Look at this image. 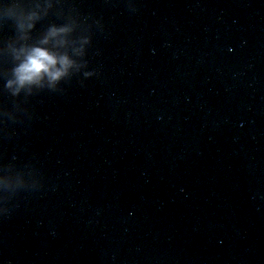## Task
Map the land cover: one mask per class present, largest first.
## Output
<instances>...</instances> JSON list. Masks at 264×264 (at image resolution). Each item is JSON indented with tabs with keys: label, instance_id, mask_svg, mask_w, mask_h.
Wrapping results in <instances>:
<instances>
[{
	"label": "clouds",
	"instance_id": "obj_1",
	"mask_svg": "<svg viewBox=\"0 0 264 264\" xmlns=\"http://www.w3.org/2000/svg\"><path fill=\"white\" fill-rule=\"evenodd\" d=\"M55 63L56 60L51 54L42 49H35L27 62L18 70L20 83L31 82L42 73H48L53 79L57 78L61 73L51 70Z\"/></svg>",
	"mask_w": 264,
	"mask_h": 264
}]
</instances>
